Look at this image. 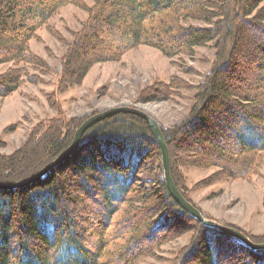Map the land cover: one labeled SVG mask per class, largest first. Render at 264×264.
Segmentation results:
<instances>
[{
	"label": "trees",
	"instance_id": "trees-1",
	"mask_svg": "<svg viewBox=\"0 0 264 264\" xmlns=\"http://www.w3.org/2000/svg\"><path fill=\"white\" fill-rule=\"evenodd\" d=\"M82 1L28 0L19 5L16 1L0 0V64L12 63L0 73V96L13 92L24 81H35L27 69L41 68L45 62L30 51L29 39L62 5H82ZM263 1L93 0L87 7L86 23L75 33L62 57L59 82L63 86L60 85L65 88L75 84L93 62L118 59L140 44L154 46L173 57L214 41L215 64L199 85L188 116L179 124L161 127L173 181L191 202L176 178L175 167L181 156L176 159L172 154L173 144L175 151L182 148L178 145L183 140L181 136L194 134L199 143L209 140L215 147L214 154L195 149L183 151L188 165H198L189 158L207 154L217 158L213 162L222 166L225 174L227 162L236 165L228 170L229 177L249 178L261 164L264 85L261 98H257L248 90L234 89L233 82L242 70L239 57L247 44L255 45L256 52L251 56H258L251 62L255 61L264 73ZM190 19L206 25L189 24ZM9 29L11 32L5 34ZM102 32L111 34L115 41L96 55L94 46L89 45H95ZM82 120L51 118L41 124L21 149L0 155V181L21 180L53 161L69 146ZM73 154V159H66L25 187L0 189V264H137L151 255L156 243L172 228L169 225L175 226L179 217L193 223L189 228L193 237L173 264H264V249L253 250L203 225L179 206L162 177L158 142L140 116L118 113L95 123L84 133ZM69 163L75 170L86 172L87 193H94L91 179L101 183L99 202L103 201L107 212L105 219L100 215L99 239L93 250L85 231L76 225L68 210L67 185L60 177ZM153 171L156 174L150 179L140 177ZM107 225L112 226V231L107 230ZM251 239L263 241L252 236Z\"/></svg>",
	"mask_w": 264,
	"mask_h": 264
},
{
	"label": "rangeland",
	"instance_id": "rangeland-1",
	"mask_svg": "<svg viewBox=\"0 0 264 264\" xmlns=\"http://www.w3.org/2000/svg\"><path fill=\"white\" fill-rule=\"evenodd\" d=\"M7 1H16L19 5H23L24 1L28 0ZM92 4L93 0H83L82 5L74 3L62 5L35 30L34 36L29 39L30 51L40 57L45 64L41 68L27 69L28 76L34 75V82L24 81L13 92L0 96V155H10L21 149L36 129L41 124H47L51 118L65 120L83 118V122L99 111L116 106H129L146 111L161 129V127L169 128L179 124L188 116L199 85L205 81L215 64L214 41L195 46L191 53L173 57L164 55L154 46L140 44L126 50L118 59L93 62L78 82L65 88L61 87L63 84L59 82V79L63 68L62 57L75 33L86 23L87 7ZM187 23L206 25L194 19L188 20ZM11 29L5 34H9ZM248 32L255 36L252 31ZM109 35L102 32L99 34L100 40L97 43L94 42L95 45L90 43L89 46H94V54L103 53L104 50L100 49L106 48L115 41V37ZM241 51L243 54L239 59L245 66L241 64L242 70L235 75L234 89L248 90L250 95L261 98L264 73L258 69L255 61L251 62L252 58L256 60L258 56H251L256 52L255 45L247 44ZM10 66L12 63H1L0 73ZM165 95L168 98H165ZM153 97L156 98L153 99ZM196 137L197 135L194 134L181 136L183 140L180 144L178 143L182 146L179 148L180 151L178 149L175 151L174 144L172 147V152L174 151L172 154L175 153L176 157L173 156L176 159L181 156L179 165L175 167L176 178L191 200L190 203L205 217L223 225L235 227L254 243H264V151L261 152L262 159L257 173L249 178L229 177L228 170L236 165L229 162L226 164L223 158H219V162L226 164L228 174L224 173L222 166L214 164L216 157L210 158L207 154L206 157L189 158L198 165L186 163L188 156L183 151L188 149L201 152L204 150L214 154L215 147L209 140L203 141L204 144H202ZM204 151L202 153H205ZM74 152L75 150L63 161L73 159ZM170 160L169 155V162ZM210 161L212 163H208ZM62 171L63 175L60 179H65L67 185L66 199L71 218L85 231L88 246L90 250H93L99 239L97 229L100 215L104 218L103 215L107 212L103 201L99 202L101 183L91 179L94 193H87L84 179L86 172L75 170L70 163ZM154 173L156 174L153 171L149 173V176L141 175L140 177H154ZM162 177L164 178V175ZM117 220L118 217L114 218V224ZM176 221L178 223L176 222L175 226L169 225V228H172L167 234L165 233L160 242L156 243L151 255L140 259L137 264H173L177 257L186 251L193 237V231L189 228L194 225L180 217ZM112 229V226L107 225L109 232ZM251 236L263 241L255 242Z\"/></svg>",
	"mask_w": 264,
	"mask_h": 264
},
{
	"label": "water",
	"instance_id": "water-1",
	"mask_svg": "<svg viewBox=\"0 0 264 264\" xmlns=\"http://www.w3.org/2000/svg\"><path fill=\"white\" fill-rule=\"evenodd\" d=\"M118 113L134 114L142 117L148 123L151 133L154 136V138L157 140L158 145L160 147L163 175L166 186L170 194L174 198V200L179 204L181 208L187 211L192 217L198 219L203 225L210 226L221 232H226L231 237L243 242L244 244L250 246L252 249H264V243H254L247 236H245V234H243L235 227L223 225L217 222L216 220L205 217L198 208H196L194 205H192V203H190L188 200L184 198V196L181 194V192L178 190L177 186L175 185L171 176L169 150L164 135L162 133V130L160 129L159 124L150 114L139 108H134L129 106H116L90 115L76 129L71 143L66 149H64L58 155L56 159H54L51 163L47 164L45 167L41 168L35 174L18 182L8 183V182L0 181V189L22 188L42 178L51 170V168L55 167L57 164L63 161L73 150H75V148L79 145L84 133L91 126H93L97 122L102 121L107 117L113 116Z\"/></svg>",
	"mask_w": 264,
	"mask_h": 264
}]
</instances>
